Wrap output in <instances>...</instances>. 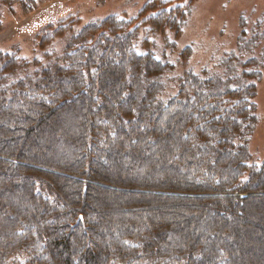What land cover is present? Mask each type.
<instances>
[{
	"label": "trees",
	"instance_id": "obj_1",
	"mask_svg": "<svg viewBox=\"0 0 264 264\" xmlns=\"http://www.w3.org/2000/svg\"><path fill=\"white\" fill-rule=\"evenodd\" d=\"M1 6L8 41L64 44L47 65L0 46V264H264V160L247 145L257 60L183 72L162 98L173 67L150 40L179 35L187 7L82 24L62 0Z\"/></svg>",
	"mask_w": 264,
	"mask_h": 264
},
{
	"label": "rangeland",
	"instance_id": "obj_2",
	"mask_svg": "<svg viewBox=\"0 0 264 264\" xmlns=\"http://www.w3.org/2000/svg\"><path fill=\"white\" fill-rule=\"evenodd\" d=\"M62 1L71 9L69 13L84 24L109 13H115L124 18H134L143 5L152 0ZM158 1L161 3V8L167 10L174 7L176 13L181 12L183 6L189 10L179 35L166 31L164 36L156 35L151 37L153 39H148L154 41V44L150 46L155 56L173 67V70L162 78L166 88L162 98L176 93V78L183 72L189 71L202 76L220 74L226 78L241 73L239 63L249 59L257 60V64L249 70L260 71L261 78L259 81L247 82H253L256 87L253 103L257 118L247 145L253 164L259 165L264 160V61L261 55V48H264V0ZM6 12L7 9L1 6L0 17ZM12 19L9 21L10 24ZM144 35L143 29L139 33L138 40L144 39ZM10 36L13 37L12 30L1 32L0 46L16 45L21 48L25 62L38 65H47L50 59L59 57L64 44L62 39H58L46 51H42L36 47L32 38L29 39V43L26 36L14 38L11 42L8 41L11 39ZM239 41H243L247 48L256 42L259 44L253 51L241 52L237 47ZM170 43H174L175 47L170 48L168 46ZM35 67L37 66L29 65L27 71L35 70ZM231 69H235L236 73Z\"/></svg>",
	"mask_w": 264,
	"mask_h": 264
}]
</instances>
